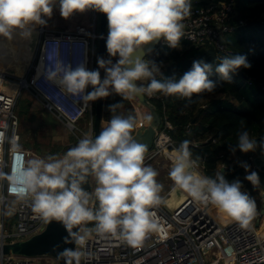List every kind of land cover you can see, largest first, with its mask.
<instances>
[{"label": "clouds", "instance_id": "9594fccd", "mask_svg": "<svg viewBox=\"0 0 264 264\" xmlns=\"http://www.w3.org/2000/svg\"><path fill=\"white\" fill-rule=\"evenodd\" d=\"M57 0H0V36L8 40L19 31L24 39L31 38L35 25H46L44 17L51 18ZM60 15L68 19L75 12L88 9L103 13L108 21L106 48L110 56L119 59H98L100 72L88 70L84 65L74 69L65 65L55 53L49 60L52 66L46 71V79L57 83L61 90L84 102L108 97L112 92L123 98L137 94L162 93L165 96L191 98L194 94L213 93L219 81L231 83L233 74L240 68H250L245 55L229 54L213 64L203 59L195 60L191 69L183 75L157 79L162 76L160 67L150 61L133 56L144 46L164 40L170 48L180 47L184 35L183 21L190 15L191 0H58ZM213 72L219 81L210 79ZM147 81V83H138ZM91 86V92L84 95ZM111 90V91H110ZM119 104L110 105L113 112ZM134 121L131 117L115 115L107 122L99 135L85 136L61 158L32 159L26 167L11 177L16 191L32 197V211L45 222L59 221L68 236L65 242L83 246L93 232L99 236L118 237L129 246L142 244L148 234L157 230V220L152 211L162 203V185L157 181V171L144 164L146 146L132 136ZM260 148L264 155V139L259 143L247 130L237 133L236 147L248 153ZM222 165V164H221ZM199 158L193 159L189 142L184 141L176 150L169 172L174 185L193 200L212 205L247 228L257 215L256 201L243 191L242 182H229L222 174L224 165L215 176L197 171ZM244 179L253 187L260 184V177L250 166ZM89 177L96 186L85 191L82 185ZM94 222L92 228L87 227ZM75 229V230H74ZM62 256L66 264H81V258L90 254L65 249Z\"/></svg>", "mask_w": 264, "mask_h": 264}, {"label": "built area", "instance_id": "2783aa9c", "mask_svg": "<svg viewBox=\"0 0 264 264\" xmlns=\"http://www.w3.org/2000/svg\"><path fill=\"white\" fill-rule=\"evenodd\" d=\"M191 5L190 15L183 21L185 27L180 47L176 49H182L185 44L213 46L218 59L230 54L228 36L246 25L245 19H236V0H191ZM93 11V30L82 24L65 30L42 26L36 58L27 76L16 77L0 70V244L28 239L42 232L48 224L32 211L30 195L13 191L16 186L11 177L36 156L31 148L22 146L20 119L16 113L22 92L27 89L33 93L78 136L86 135L78 125L80 121L90 116L91 125L93 123L95 101L84 102L82 97L66 94L57 83L46 79V71L52 66L49 59L55 53L60 61L73 69L82 64L88 70H96L99 12ZM162 47L170 48L162 40L154 51ZM108 57L106 61L110 60ZM118 59L117 56L115 63ZM145 61L152 62L147 57ZM92 90L89 86L84 95ZM168 128L172 126L166 122L164 129L157 130L154 147L145 153L144 164L177 150ZM87 136L93 138L92 131ZM225 168L224 165L223 175ZM197 171L204 175V164L199 163ZM95 186L96 183L93 189ZM168 198L169 194L162 197V203L152 209L158 227L140 246L132 247L118 237L99 236L93 232L83 246H77V250L90 254V258H81V264H211L207 256L212 252L225 259L224 264H264V234L254 220L247 228H241L233 220L222 225L212 215V205L201 204L188 195L177 207L170 208ZM261 218L262 211L257 208L255 219L261 221ZM93 226L94 222L87 225ZM221 250L224 251L222 255ZM40 258H46V264H59L52 257L17 255L0 256V264H41ZM212 261L218 264L214 258Z\"/></svg>", "mask_w": 264, "mask_h": 264}, {"label": "trees", "instance_id": "16d2710c", "mask_svg": "<svg viewBox=\"0 0 264 264\" xmlns=\"http://www.w3.org/2000/svg\"><path fill=\"white\" fill-rule=\"evenodd\" d=\"M235 9L238 13L236 19H245L246 25L228 36L230 54L245 55L248 62L256 67V71L251 70V67V72L243 67L238 69L233 74L231 83L218 80V86L213 93L194 94L191 98L155 93L150 100L162 115L160 128L164 129L166 122H170L172 128H168L167 132L173 139L177 143L189 142L193 159L199 158V163L204 164V175L214 177L219 168L231 160L234 165L225 168V178L229 182L239 179L243 184L242 190L248 192L256 201L258 209H262L260 189L264 187V167L259 166L258 157L262 155L260 148L248 153L241 152L238 148L235 152L231 149L236 147L237 133L241 129L247 130L250 137L258 143L264 139V0H236ZM97 21L99 26V15ZM155 52L152 51L147 59L160 67L162 76L158 75L157 79L174 75L179 77L191 69L195 60L203 59L210 64L220 63L213 46L185 44L182 49L162 47L156 54ZM108 59L113 64L116 61L110 55ZM115 104L119 106L113 112L110 111V119L115 115L131 117L135 125L133 135L138 123L134 102L131 98H123L112 92L106 97L105 105L109 107ZM19 105L20 99L16 113ZM17 115L22 124L24 118L21 119L19 113ZM20 135L22 146L39 149L37 143L25 142L24 131L20 130ZM244 163L250 166L251 171L259 174L258 186L253 187L244 179Z\"/></svg>", "mask_w": 264, "mask_h": 264}, {"label": "rangeland", "instance_id": "374dc122", "mask_svg": "<svg viewBox=\"0 0 264 264\" xmlns=\"http://www.w3.org/2000/svg\"><path fill=\"white\" fill-rule=\"evenodd\" d=\"M87 19L89 22L88 28L90 30H93L95 19H94L92 12H88ZM97 19H98V17H97ZM45 20L47 21L48 25H50V26H51V23H52V25L54 24L57 26H64V25L68 26V25H70V21H71L70 17L68 19H65L60 15L58 0H57L56 5L54 6L51 18L46 17ZM96 26H97V28L99 27L97 20H96ZM41 27L42 26H40L38 28L40 29ZM45 28H47V26ZM52 30H65V29L56 28V29H52ZM97 30H99V28ZM36 33H37V31H36ZM36 33H35V31H32V35H34ZM30 43H31L30 41H27L24 43H23V41L20 43L18 42V43H15V48L17 49V51H19L21 49V47H23V46H30L31 45ZM20 52H21V50H20ZM116 58H117V56L115 57V59ZM211 64H213V63H211ZM217 64L218 63L213 64V67H215ZM250 64H251L250 69L251 70L253 69V71H256V67L252 63H250ZM96 65H97V63H96ZM245 69L247 71L251 72V70L249 68H245ZM210 79H212L213 81L219 80L218 76L214 72L211 75ZM6 84L9 85V82L7 81ZM30 108H31V110H30ZM136 109L138 112V123H140L141 122V113L139 112L140 110L137 108V106H136ZM17 113L20 114L21 119L24 118V120L21 121L22 124H20V126H19L20 130L24 131L25 139H24V137H22V138L25 140V142L29 141L32 143H37L39 145V149L31 148L33 150L34 154L36 155L34 159L44 158L45 160H47L48 157H55V158L61 157L70 148L76 146V144L78 143V141L80 139L84 138L86 135H90V132L92 131V125L90 123V116H89L85 120H82L78 123L79 127H81L86 132V135L81 134L80 136H78L77 132L73 131L74 129H72L71 127L67 126L64 122L59 120V118L53 112H51L49 109H47L34 96V94L31 93L30 91H28L27 89H25L20 96V105H19ZM107 119H108V117L104 116V122H103L104 127L107 126V121H109ZM167 159L169 160V163H170L167 169H164V167H165L164 163L165 162H159L157 160H152V161L145 163V165L151 166L154 169H156V167H157V169L160 170V172H161L156 177L157 181L162 185V190L160 192L161 197H164L168 193V191L171 190V184H174V182L169 178V172L171 170L170 167L172 164V160L170 158H167ZM260 164H261V162H260ZM94 184H95V178L93 177V186H94ZM167 185H170V187H168ZM179 191H180V189L176 188L172 194L173 197ZM172 195H169V197H170L169 201H170V199H172L171 198ZM171 202L176 204L174 198L171 200ZM211 213L222 225H226L228 222L231 221V218H229V217H227L221 213H218L214 206L211 208ZM221 252L224 253L223 250H221ZM207 257L209 258L211 264H214V262L212 261V258H214V260H216L218 264H224L226 261L225 259L220 258L215 252L210 253ZM38 261L41 262V264H46L47 259L46 258H40V259H38Z\"/></svg>", "mask_w": 264, "mask_h": 264}, {"label": "water", "instance_id": "95a60500", "mask_svg": "<svg viewBox=\"0 0 264 264\" xmlns=\"http://www.w3.org/2000/svg\"><path fill=\"white\" fill-rule=\"evenodd\" d=\"M107 36V17L105 14L100 13L97 61L98 59L107 60ZM161 41L162 40H159L144 46L141 51L134 54L133 60L137 58L145 60V58L160 45ZM96 70L100 72L101 79H103L105 77V70L100 68L98 63L96 65ZM130 98L141 113V123L136 125L135 133L132 136L137 142L146 146L145 153L150 152L155 144L157 130H159L163 122L162 115L147 94H137ZM105 99L106 98H100L95 100V111L92 123L93 138L99 135L100 131L103 129L104 116L110 119V108L105 105ZM181 144L182 143L176 142L175 146L178 148ZM82 187L85 191L91 192L94 187L93 177H89L88 182L84 183ZM67 236L68 233L63 224L59 221L52 220L48 222L42 232L28 239L0 244V256L52 257L56 259L59 264H66L67 258L62 256L61 253L65 249H77L78 246L74 242L66 243L65 238Z\"/></svg>", "mask_w": 264, "mask_h": 264}, {"label": "crops", "instance_id": "0c3cea01", "mask_svg": "<svg viewBox=\"0 0 264 264\" xmlns=\"http://www.w3.org/2000/svg\"><path fill=\"white\" fill-rule=\"evenodd\" d=\"M88 12H92V14L94 16L93 9H88L82 13L81 12H75L73 15H71L70 16V19H71L70 25H68V26L67 25L57 26L54 24L52 25V23H51V26L48 25V23H46V26L49 29H56V28L74 29L76 25L82 24L88 28V26H89V22L87 19ZM45 18L46 17H44V19ZM40 26H43V25H35L33 27L32 31H35V33L37 31V33L32 35L31 38H29V39L22 38L19 31H16L13 33V38L11 40H8L5 37L0 36V70L5 71L7 73H10L12 75H15L16 77H25L28 75V73L30 72V68H31L32 64L34 63L35 58H36V54H37L38 41L40 38L38 27H40ZM88 30H90V29L88 28ZM22 41H23V43L30 41L31 45L21 47V49H20L21 52H20V50L17 51V49L15 48V43H18V42L20 43ZM171 126H172V124L169 122V127H171ZM103 127H104V124H103ZM175 156H176V150L171 151L170 153H166L164 155L158 156L155 160H157L159 162H165L164 163V165H165L164 169H167L169 164H170L169 160L167 158H170L172 160V164H171V167H172ZM38 159H44V158H38ZM258 159L261 162V164L259 166L264 167V155L258 157ZM224 165L226 167H228V166L231 167L234 164L231 162V160H229ZM155 170L157 171L158 174L161 173L160 170L157 169V167ZM167 186L170 187V185H167ZM176 188L177 187L174 184H171V190H169L166 195H168V194L170 195V193L174 192V190ZM260 195L262 197V202H263L262 209H261L262 218H261V221L258 219H255V218L253 220H254L256 226L258 228H260L261 233L264 234V226H263V224H264V187H261ZM187 196H188L187 193L180 190L178 193H176V195H174V197H173V195L171 196L172 199L173 198L175 199L176 204L173 203L174 201L171 202L172 199H170V201H169L170 197L168 198L167 203H168L170 208H175ZM258 223H259V225H258Z\"/></svg>", "mask_w": 264, "mask_h": 264}, {"label": "bare ground", "instance_id": "6f19581e", "mask_svg": "<svg viewBox=\"0 0 264 264\" xmlns=\"http://www.w3.org/2000/svg\"><path fill=\"white\" fill-rule=\"evenodd\" d=\"M263 226H264V224H263ZM224 252V251H223ZM223 253L221 252V255H222Z\"/></svg>", "mask_w": 264, "mask_h": 264}, {"label": "snow or ice", "instance_id": "6c2138e0", "mask_svg": "<svg viewBox=\"0 0 264 264\" xmlns=\"http://www.w3.org/2000/svg\"><path fill=\"white\" fill-rule=\"evenodd\" d=\"M13 191H16V189H13Z\"/></svg>", "mask_w": 264, "mask_h": 264}, {"label": "flooded vegetation", "instance_id": "af4514ba", "mask_svg": "<svg viewBox=\"0 0 264 264\" xmlns=\"http://www.w3.org/2000/svg\"><path fill=\"white\" fill-rule=\"evenodd\" d=\"M85 120V119H84Z\"/></svg>", "mask_w": 264, "mask_h": 264}]
</instances>
